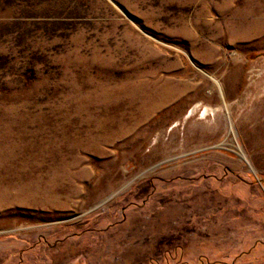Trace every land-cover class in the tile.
<instances>
[{"label":"rangeland","instance_id":"rangeland-1","mask_svg":"<svg viewBox=\"0 0 264 264\" xmlns=\"http://www.w3.org/2000/svg\"><path fill=\"white\" fill-rule=\"evenodd\" d=\"M0 264H264V0H0Z\"/></svg>","mask_w":264,"mask_h":264}]
</instances>
